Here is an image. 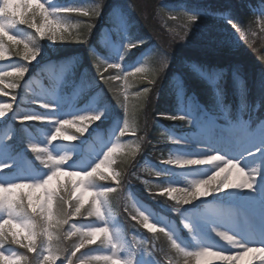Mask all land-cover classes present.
<instances>
[{"label":"snow or ice","instance_id":"1","mask_svg":"<svg viewBox=\"0 0 264 264\" xmlns=\"http://www.w3.org/2000/svg\"><path fill=\"white\" fill-rule=\"evenodd\" d=\"M50 3V0H0V61L8 58L7 53L14 50V54L25 62L19 66L13 65L9 71H0V95H9L5 89L15 90L21 87L20 81L24 80L29 72V65L37 61L42 52L39 44L34 42L37 37L47 38L52 43L66 41L71 35L66 22L67 15L80 13L85 17H98L102 0L91 10L82 6L50 8ZM261 10V17H264V5H261ZM184 18L187 23L184 25L181 39H188V32L191 31L192 24L199 19V15L185 13ZM228 23L237 33L244 35L238 23L231 19ZM17 25H24L33 30L32 38L26 40L17 35L14 32ZM94 26L88 25L89 32ZM143 43L145 42L142 40L128 39L124 43L119 62L103 59L102 63L95 64L100 81L107 85L111 81L123 79L127 83L129 77L143 74L141 79L146 80L150 87H145L142 93L137 95L149 93L151 86L157 84L160 74L168 67L169 61L165 57L155 69L138 66L134 70L125 71L122 64L124 57L132 48ZM222 44V41L217 42V47ZM101 67L103 71H100ZM193 68L199 76H208L207 70H202L197 65H193ZM109 69L116 70V74L105 76L104 73ZM213 72L216 78L224 74L223 69H214ZM233 75L235 76L236 72ZM6 77L14 79L6 83ZM185 87L182 79L177 81L175 90L180 100L184 99ZM241 90L242 95H246V89ZM11 100L12 103H0V121H5V117L8 118L11 113V118L20 125H28L30 122L48 124L52 127V132L47 135L45 146L30 140L25 142L26 150L34 155V161L44 170L38 175L12 174L16 157L19 155L15 144L12 143L15 133L6 131L0 136V264H29L26 255L9 252L4 248L5 243L18 245L29 253L42 250L37 264H57L61 254L65 256L67 264H138L140 250L153 264H164L157 259L158 250L154 243L145 242L139 250L129 252L120 231L111 224L110 196L116 193L121 185V173L114 167L117 162L116 155L119 153L134 156L139 148V145L131 148L119 143L120 137L137 136V128L130 119L127 105H122L124 119L115 134L117 142L107 146L94 162L76 164L72 162L73 152L55 151V142L75 144L88 133L91 125L102 119L103 111H88L60 119L51 115L58 110L55 103L41 99L33 100L34 105L48 113L42 114L22 111L19 106L14 109L16 97L12 96ZM188 102L187 111L160 112L157 117L185 121L189 126L195 125L201 131L228 132L231 134L229 143L224 144V147L219 144H206L198 147L196 154L180 151L181 154L175 158L170 156L161 161L165 165L180 169L191 167L197 172L203 169L204 178L192 180L188 187L173 186V183L169 182L159 193L149 192V195H166L175 201L176 206L172 210L178 215L186 206L195 205L197 201H209L208 198L211 197L213 206L210 209L214 214L211 215V220L207 221L208 227L215 237L225 241L227 246L217 249L214 244L207 243L192 220L184 216H181V223L191 237L190 246L180 241L169 224L153 218L148 212L137 207L136 203L132 205L134 214L129 213L128 218L152 233L153 241L158 238L157 233L164 234L171 247L188 258L186 264H190L191 258H195V264H213L214 260H219L222 264H264V230L260 232L259 238L253 235L245 239L237 232L220 226L227 220L247 221L253 216H259L261 221H264V123L256 128L240 119L229 121L227 127L217 123L215 108L218 106L225 113V119L228 112L219 89L216 90L212 107L202 106L195 94L188 97ZM72 129L74 132H70ZM172 143L181 150L191 146V141L179 136L173 138ZM125 147L129 148L128 152H122ZM245 161L254 163L248 164ZM172 175L174 173L170 171L156 172L157 177ZM101 181H111L112 184H102ZM175 193L181 195L177 196ZM222 193L226 194L223 198ZM125 211L128 209L125 208ZM81 215L95 217L100 224L78 228L73 223L67 232L58 231L63 225H67L69 220ZM153 220L154 222H151ZM73 236L78 238V242L72 248L61 247L60 242L63 239ZM97 242L109 246L110 254H103L102 250L95 249L81 252V249ZM167 264H174V260L168 259ZM175 264H179V261Z\"/></svg>","mask_w":264,"mask_h":264},{"label":"rangeland","instance_id":"2","mask_svg":"<svg viewBox=\"0 0 264 264\" xmlns=\"http://www.w3.org/2000/svg\"><path fill=\"white\" fill-rule=\"evenodd\" d=\"M170 1V0H163ZM194 2H209L213 0H192ZM226 1V0H225ZM49 7H66V6H82L86 10H91L96 4L95 0H71L65 3L63 0H50ZM143 5V13L147 14L146 11L148 6L146 3H142ZM129 10L133 7L129 6ZM123 10V9H121ZM126 13L123 16L120 12L115 13V20L111 26H108L106 31L102 28L101 36L99 38V42L106 50V56H100V59L95 61V64L102 63L103 59L109 62H119L120 56L123 52L124 43L128 40V30L129 26H131V17L130 12L127 10H123ZM72 14H68L66 17V22L69 26V32L71 35L68 36V39L64 42L52 43L45 39L36 38L34 41L38 43L42 48V52L37 61L33 62L29 65V75L30 77L24 78L20 82L21 87L15 90L5 89L9 92L8 96L0 95V103H12V96L16 97V101L13 104L14 109L19 106L20 110L25 111H35L37 113L48 114L44 109L37 107L32 103L35 99L46 100L51 103H55L58 105V110L51 115H54L60 119L71 118L72 115L83 114L88 111L95 112H104V116L102 119L95 124L91 125L89 131L85 136H83L80 140L76 141L75 144H67L71 142L61 143L59 141L55 142L57 145L55 147V151L57 153H62L63 151L73 152V163L79 164L81 162H94L102 151L109 146L111 143H115L116 137L115 134L118 132L123 119H124V109L122 105L126 104L129 113L130 119L134 121L136 128H138V105L139 101L144 98V94L137 95V93H142V90L146 87H141V76L143 74H137L135 77H129L128 82L125 83L123 79L112 81L114 84L109 88L112 91V96L114 98V103L117 106V114L114 116L110 109L109 101L103 97V93L98 91L100 81L93 75L87 67L83 66L86 60L82 53H78L75 56H72L71 59L54 61L51 59L53 54L57 52H61L62 50H67V47L71 45V43L78 39L80 35V28L84 27L85 23H89L88 20L82 17L72 16ZM80 14V13H76ZM169 19L173 20V26H176V30H166L171 40H173L178 46L177 51H190L193 46L188 40H193L192 31L188 33V39H181V36L184 32V25L187 23L184 15L181 12L170 13ZM262 12L257 14L255 21L252 24L246 26H240L242 33H237L232 25L228 23V21L222 19H218L215 21L209 22L205 24L201 20H197L192 27L194 28V40L200 41V37L203 40L212 41L214 43L222 41L223 44L217 48L222 51V49L230 48L232 51L239 49L241 52L239 56H244L242 54H246L251 57L252 53L259 48L264 46V19L261 17ZM156 15V14H155ZM154 16L155 20L158 18L162 20L159 16ZM172 17H176L173 19ZM85 22V23H84ZM101 22V21H100ZM102 23V22H101ZM103 25V24H101ZM100 26L99 29H100ZM89 30V29H88ZM17 35L27 39L32 38L33 30L28 29L24 25H17L14 29ZM116 33L117 41H113L111 39V34ZM115 42V43H114ZM209 45H212L210 43ZM95 47L93 46L91 49L93 50ZM91 50V51H92ZM22 51V46H21ZM152 52V50H151ZM242 53V54H241ZM133 51H129L127 55L123 59V69L125 71L134 70L136 67H145L149 69H155L159 66L160 62L167 56H161L160 54L154 55L149 54L141 60L135 61L133 65H128V58L131 57ZM7 57L5 60L0 61V71H9L11 70L13 65L19 66L25 63L22 61L20 56L14 54V50L7 53ZM168 59V58H167ZM168 66L171 64V60H169ZM40 66V68H38ZM83 66V67H82ZM82 67V78L79 83H77V72L78 69ZM37 68V69H36ZM168 68V67H167ZM100 71H103V67L100 68ZM97 72V71H96ZM108 75L116 74V70L109 69L106 72ZM28 74V73H27ZM225 76L224 73L222 77L216 78L215 75L212 76V85H209L206 82H202V80L197 75L191 72V74L187 75L188 79H196L199 83H203V89H206L207 102L204 104L200 103L205 107H212L214 104V98L216 94V90L219 89L222 96L223 102L225 94ZM13 77H6V83L11 82ZM183 80L184 78L181 75H177L174 78V83H177L178 80ZM78 85H77V84ZM238 86L240 88L239 94L242 95L243 81H237ZM176 86V85H175ZM101 87V86H100ZM202 93V91H201ZM197 95L198 91L196 89L188 92L187 87H185V96L183 100H180L179 108L176 113H181L183 111H187L189 109L188 97L191 95ZM125 96H127V100L125 101ZM244 103L243 100L240 99L239 109L240 112L237 114V117L231 118L230 112H227V119H225V113L217 106L215 108V115L218 117L217 123L223 125L224 127L228 126L229 121L235 120H243L247 121L250 124V119L247 118V114L244 112ZM9 117H5V121H0V136H2L6 131H13L15 133L13 137L12 143L15 144L16 152L19 155L16 157V165L12 170V174H24V175H38L42 170V167L39 166L38 162L34 161V155L28 152L25 148V142L30 140L31 142L41 144L42 146L46 145L47 135H50L52 132V127L48 124H38L36 122H30L28 125H20L15 120L11 118V113L8 114ZM236 118V119H235ZM113 119V120H112ZM112 120V121H111ZM112 123H111V122ZM261 123H264L263 119L257 124L258 127ZM102 124L109 125L107 131H103L100 129ZM255 127V128H256ZM27 129V130H26ZM168 129V137L167 143L170 145V150L166 157L158 158L156 161L152 160L151 157L145 156L143 158H137V152L135 155H126V157H131L134 159L133 168L131 172L126 175L127 179L123 181L119 195L111 194V224L112 226L119 230L121 233V237L127 245L129 252H135L139 250L140 247L144 246L146 242V238L141 233H136L135 231L138 229L137 226L140 225L137 222L131 221L129 217V213L134 214V209L132 205L136 203L137 207L141 210L148 212L153 218L162 220L164 223L169 224L176 233V236L180 239V241L190 246L191 245V237L189 236L186 229L183 228V224L181 223V216L186 218H190L192 222L197 226V231L201 234L202 238L206 240L207 243L214 244L215 248H220L227 246L225 241L216 238L214 233L211 232L208 227L207 221L211 220V215L214 214L213 210L210 209L212 207V198L209 197V201H197L195 205H188L186 208L182 209V212L178 215L172 209L176 206V202L171 200L169 197L165 195L168 204H162L158 196L149 195V192H153V185H157L160 182L158 181L160 178L164 182L165 186H168L169 182L173 183V186L178 187H188L191 184V181L194 179L204 178V170L201 169L199 172L192 170L191 167L180 169L175 166L165 165L161 163L163 160H167L170 156L175 158L180 155V151H185L187 153L196 154V150L198 147H203L206 144H219L221 147H224V144L229 143L230 133L223 132L221 133L219 130L215 132L201 131L197 126H189L185 121L181 122H172ZM70 132H74V129L70 130ZM181 137L191 141V146L187 149H178L172 143V139L175 137ZM144 139V138H143ZM142 141V138L138 135L136 137H132L130 135H126L124 137L119 138V143L122 145H130L135 148L136 145H139ZM126 150V147L122 149V152ZM120 155H116V161L120 158ZM259 159V158H257ZM245 163L251 164L254 161H245ZM116 165H114L115 167ZM117 170V167H115ZM165 171V172H173L172 176H156L157 171ZM118 171V170H117ZM148 183H145V182ZM110 182V184L108 183ZM102 184L111 185V181H101ZM147 189V191H146ZM159 193V192H157ZM175 195L179 196L180 193H175ZM226 194L222 193L221 198H223ZM125 208L128 211H125ZM151 222H154L151 221ZM75 223L76 226L83 227L85 225L90 224H100L95 217L88 218L85 215H81L80 217H75L69 220L67 225H63L58 231L67 232L69 230V226ZM137 223V224H136ZM135 225V226H134ZM137 225V226H136ZM221 227L227 228L234 232H237L241 237L247 239L250 236H256L259 238L260 232L264 230V221H261L259 216H253L249 220L245 221L243 219L238 221L227 220L220 224ZM165 236V235H164ZM167 238V237H166ZM65 239H75L78 238L73 236L71 238ZM90 246V245H88ZM86 246L84 249H81V252H89L90 250H102L103 254H110L111 250L107 245H101L99 242L92 249H87ZM63 248H70L68 244L61 245ZM4 248L9 252H15L17 254H23L24 248L10 243H5ZM190 251L192 249H189ZM40 251L34 253V259L31 264H37V258L40 255ZM175 249L171 247H167L163 250L162 253L157 254V259L167 264L166 258ZM93 254H96L93 252ZM79 256L80 253H77ZM123 255V254H122ZM180 257L174 259L171 255V258L176 261H179L180 264H186L188 258H185L182 253H179ZM30 264V262H29ZM57 264H67V260L63 254L60 255L57 260ZM138 264H153V261L146 257L143 254V251L140 250ZM190 264H195V258H191ZM213 264H222L219 260H214ZM258 264V262H257Z\"/></svg>","mask_w":264,"mask_h":264},{"label":"trees","instance_id":"3","mask_svg":"<svg viewBox=\"0 0 264 264\" xmlns=\"http://www.w3.org/2000/svg\"><path fill=\"white\" fill-rule=\"evenodd\" d=\"M65 3L71 0H63ZM100 3L101 0H95ZM146 3L148 9L147 14L143 12V4ZM261 5H264V0H213L205 3L194 2L192 0H102L101 11L98 17H85L81 14L74 13L72 16L82 17L89 21L85 23L84 27L80 28V35L78 39L73 41L71 45L67 47V50H62L53 54L51 57L60 60L71 59L78 53H82L85 57V63L83 66L87 67L93 75L99 79L97 75V69L94 67L97 57L106 56V50L99 42L101 36V29L104 31L114 23V16L118 8L123 10H129V6L133 7L131 9L130 17L132 19L131 26L128 30V39L133 41L142 40L143 43L139 47L132 49L133 54L129 57L128 64H133L135 61L144 58L146 55L154 54L155 56L160 54L165 55L171 64L168 68L164 69L160 74L157 84L151 86V91L147 93L143 99L139 101L137 118H138V128L137 136L142 138L143 142H140L137 158H143L145 156H150L152 160H157L158 158H164L170 150V145L167 143L168 129L167 126L173 121L167 119H159L157 113L160 112H170L176 113L179 108V98L177 96L174 78L177 75H181L184 78L185 85L188 92L196 89L198 91V98L203 102H207L206 89H203L204 84L199 83L196 79H188L187 75L193 72L199 77L202 82H206L212 85V76L215 75L214 69H223L226 74V97H224V105L227 107L230 115L235 117L239 111L240 99L244 103V112L248 111V116L253 118L252 126L255 127L257 123L264 117V46L257 48L252 56L249 57L246 54L244 56H239L241 50L236 49L232 51L230 48H224L222 51L217 47V43L212 41L203 40L200 37V41L194 40V28L191 26L192 38L193 40H188L193 46L190 51H177L178 46L169 37L166 30H176L177 27L173 26V20L169 19L170 13L181 12L183 15L187 14H197L199 15V20L205 22V24L211 23L215 20H233L240 26L250 25L255 21L257 14L262 12ZM121 10V14L125 16V11ZM127 14V13H126ZM157 15L162 18L155 20L153 15ZM155 15V16H156ZM264 19V17H263ZM102 23H101V22ZM103 24V25H101ZM88 25H95L88 30ZM100 29L98 26H100ZM189 33V32H188ZM111 39L117 41L116 33L111 34ZM78 40L85 41L83 43L77 42ZM212 43V45H209ZM95 47L93 50L92 47ZM219 48L220 50H218ZM92 50V51H91ZM152 50V52H151ZM95 53V55L93 54ZM193 65L199 66L202 70H207L208 76L201 77L194 70ZM82 66V67H83ZM80 68V71L82 69ZM236 72L234 76L233 73ZM105 76L108 74L105 72ZM150 78V77H149ZM243 81V89H246V95L240 96V88L237 81ZM114 83L111 81L110 84H101L102 88L99 89L102 92L103 97L115 102L112 96V91L109 88ZM110 85V86H109ZM141 87H150L146 80L141 82ZM202 91V93H201ZM205 92V93H204ZM246 104V106H245ZM114 106L117 109L116 103ZM235 115V116H234ZM175 122H181L175 121ZM144 138V139H143ZM130 146V145H126ZM133 148L132 146H130ZM129 148L126 147L124 152H128ZM134 159L131 157H126V155H120V158L116 162L117 170L121 173V184L127 179V176L133 168ZM160 183L153 185V192H159L162 187L165 186L164 182L160 178L158 180ZM110 184V182H108ZM123 188L119 187L114 195H119L120 190ZM160 199L162 204H168L165 196L156 195ZM137 224V223H136ZM137 226V225H136ZM136 233H142L146 238V242L154 243L157 248V254L162 253L167 247H171L166 236L162 233H157V239L152 240L153 234L143 229L142 225L137 226ZM78 242V239H63L60 243L68 244L70 248ZM95 246H88L87 249H92ZM172 248V247H171ZM23 255H26L31 264L32 260L35 258L34 253H29L24 250ZM174 259L180 257L179 253L174 251L169 255L168 259ZM180 264V262H179Z\"/></svg>","mask_w":264,"mask_h":264}]
</instances>
